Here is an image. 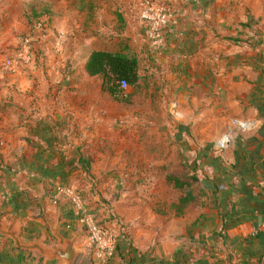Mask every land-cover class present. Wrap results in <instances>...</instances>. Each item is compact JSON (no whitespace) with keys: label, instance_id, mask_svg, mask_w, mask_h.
I'll list each match as a JSON object with an SVG mask.
<instances>
[{"label":"crops","instance_id":"crops-1","mask_svg":"<svg viewBox=\"0 0 264 264\" xmlns=\"http://www.w3.org/2000/svg\"><path fill=\"white\" fill-rule=\"evenodd\" d=\"M134 1L74 0L15 74L2 70L14 8L0 7V264H63L2 231L54 247L50 222L78 233L76 264H264V0H168L176 20L159 47L131 20ZM94 48L137 57L127 101L85 71ZM180 162L197 164L205 201L177 212L165 174ZM82 215L109 226L112 254L90 248Z\"/></svg>","mask_w":264,"mask_h":264},{"label":"built area","instance_id":"built-area-1","mask_svg":"<svg viewBox=\"0 0 264 264\" xmlns=\"http://www.w3.org/2000/svg\"><path fill=\"white\" fill-rule=\"evenodd\" d=\"M129 11L131 20L141 24L143 37L151 47H159L162 44L166 31L176 20L175 11L166 0H135L132 6H130ZM48 29L49 18L47 15H44L28 28L19 43L8 52L2 63V70L8 74H15L21 68L30 66L36 60L38 39L47 37ZM50 41L55 53L62 50V40L58 35ZM128 85L125 80L119 82L120 96L126 95ZM238 124L241 127L246 126L240 121H238ZM225 139V137L219 139V147L225 146ZM148 171H150L149 168ZM146 183H149V181L146 180ZM71 196L76 203H80V195L78 193L73 192ZM83 220L88 232L96 237V239L100 235L108 234L107 226H97L91 216L85 215ZM113 246L114 239L109 242L107 248L97 247V251L99 253H107L113 249Z\"/></svg>","mask_w":264,"mask_h":264},{"label":"trees","instance_id":"trees-1","mask_svg":"<svg viewBox=\"0 0 264 264\" xmlns=\"http://www.w3.org/2000/svg\"><path fill=\"white\" fill-rule=\"evenodd\" d=\"M169 30V29H168ZM84 69L91 77L100 79V87L108 91L115 98L125 99L120 96L119 82L125 80L128 84L135 85L139 79L138 59L135 55L122 51H113L107 48L92 49L85 61ZM196 165V164H195ZM195 168V167H192ZM165 177L167 181L172 182L173 186L181 191L178 201L174 204L177 212H181L186 205H203L204 199H201V191L205 189L202 180L194 172L167 170ZM209 188L215 193L218 185L213 179H210ZM222 220L218 226V234L224 238L226 235L227 219L226 214L221 215ZM117 242L114 240L112 254L116 249Z\"/></svg>","mask_w":264,"mask_h":264},{"label":"rangeland","instance_id":"rangeland-1","mask_svg":"<svg viewBox=\"0 0 264 264\" xmlns=\"http://www.w3.org/2000/svg\"><path fill=\"white\" fill-rule=\"evenodd\" d=\"M73 1L74 0H0V3L2 2L0 7H4V9H7V7L9 9L14 8L11 21L13 22V31L14 32L16 31L15 35H16L17 41L15 42V44L10 45L11 48H13L19 43L20 39L25 35L26 31L28 30L29 27L33 25V23L37 22L44 15H47L48 18H50L51 15H53L56 12L60 14L61 12L64 11L65 8H68L71 5H73L72 3ZM78 1L80 3L79 7H81L82 9V8H85V6H87V3H90L91 1L96 2L98 0H78ZM166 1L169 4V1L168 0ZM6 18L7 17L4 15V13H1L0 25H1V22L5 20ZM11 48L9 50H11ZM22 69L24 70L25 68H21V70ZM121 97L125 98V99H122L124 101L125 100L127 101V99L130 98L128 97V92L126 93L125 96H121ZM196 165L193 163L185 164V163L180 162V164L176 165L177 167L173 169L181 173L182 171L184 172V171L190 170L192 167H195ZM148 168L150 167L142 169L143 179H144V182L142 183L144 185L143 187L145 186L149 187L150 184L153 182L151 178L152 173L151 171H148ZM146 180L149 181V183H146ZM84 216L85 215L81 216V221L83 222V224H84V220H83ZM93 221L96 223L97 226H101V225L107 226L108 231H109L107 235H100L98 239H96V237H94L91 233L88 232L84 224L86 242H88L90 248L93 249V251L99 252L97 251V247L107 248L109 242L113 240V236L111 235L108 225L100 224L98 220L93 219ZM49 239H50L49 242L52 244L54 239L51 238L50 236H49Z\"/></svg>","mask_w":264,"mask_h":264},{"label":"water","instance_id":"water-1","mask_svg":"<svg viewBox=\"0 0 264 264\" xmlns=\"http://www.w3.org/2000/svg\"><path fill=\"white\" fill-rule=\"evenodd\" d=\"M229 143V138H226L225 146H228ZM49 227L52 234L57 239V245L54 247L44 246L37 240H31L27 243H23L13 232L7 230L2 231L9 234L13 238L14 244L19 247L36 250L39 254L46 255L48 258H58L63 262V264H76L80 255V251L74 246V241L76 240L78 233H74V235L71 237H65L59 231L58 224H53L50 222Z\"/></svg>","mask_w":264,"mask_h":264}]
</instances>
